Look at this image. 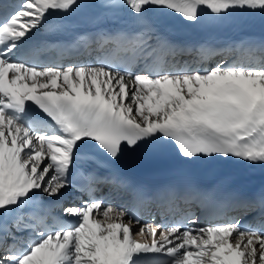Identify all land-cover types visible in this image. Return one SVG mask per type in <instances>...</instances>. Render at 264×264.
<instances>
[{
  "label": "snow or ice",
  "instance_id": "6c2138e0",
  "mask_svg": "<svg viewBox=\"0 0 264 264\" xmlns=\"http://www.w3.org/2000/svg\"><path fill=\"white\" fill-rule=\"evenodd\" d=\"M102 4L125 9V26L49 43L34 33L62 30L48 18L81 0H0V264H264V196L101 171L129 152L174 154L189 170L264 165V42L189 46L164 31L169 13L189 25L264 21V0ZM230 203L257 215L201 220ZM149 206L160 223L141 220Z\"/></svg>",
  "mask_w": 264,
  "mask_h": 264
},
{
  "label": "bare ground",
  "instance_id": "6f19581e",
  "mask_svg": "<svg viewBox=\"0 0 264 264\" xmlns=\"http://www.w3.org/2000/svg\"><path fill=\"white\" fill-rule=\"evenodd\" d=\"M82 6L76 8L75 13L79 20L87 21L95 17L96 11L94 7L90 6L87 1H81ZM215 61L210 62L208 66L214 65ZM121 165L125 169H129L133 171L136 175L142 177H161V176H171L172 178L178 180L191 179L192 177H196L199 179L209 180L213 177V175L217 174L221 171L222 168L225 169L228 173L229 179L240 182H247L244 165L239 162L234 163H218L213 164L211 166L201 167L195 170H189L181 167L175 160L174 154H168L163 158L155 159V160H147L139 154L132 153L127 156V160L120 161ZM260 167H264V165H259ZM264 189V184L261 186ZM109 194V190L103 189L98 196H107ZM113 200L114 194H113ZM116 202V201H115ZM252 212H248L245 214L246 216L250 215ZM55 214V213H54ZM142 221H151L152 217L142 218ZM152 257L149 254L147 257H142V259H148ZM163 258H167L164 256H160Z\"/></svg>",
  "mask_w": 264,
  "mask_h": 264
},
{
  "label": "rangeland",
  "instance_id": "374dc122",
  "mask_svg": "<svg viewBox=\"0 0 264 264\" xmlns=\"http://www.w3.org/2000/svg\"><path fill=\"white\" fill-rule=\"evenodd\" d=\"M137 239H139V237H137Z\"/></svg>",
  "mask_w": 264,
  "mask_h": 264
}]
</instances>
